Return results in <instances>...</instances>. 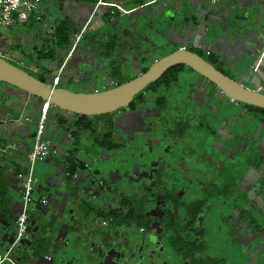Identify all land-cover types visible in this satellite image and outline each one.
I'll list each match as a JSON object with an SVG mask.
<instances>
[{
    "label": "flooded vegetation",
    "instance_id": "flooded-vegetation-1",
    "mask_svg": "<svg viewBox=\"0 0 264 264\" xmlns=\"http://www.w3.org/2000/svg\"><path fill=\"white\" fill-rule=\"evenodd\" d=\"M187 1L149 0L120 12L107 0H54L57 11L33 21L41 28L49 22V53L57 49L56 58L65 56L53 85L102 93L185 49L235 80L239 90L264 97V73L257 66L234 69L221 32L222 21L264 12V0L231 1L223 12L217 8L225 0H204L209 26L220 31L213 40L205 22L196 31L203 40L185 45L181 30L189 32L200 14ZM60 31L69 34L62 45ZM250 50L257 51V63L264 62V43ZM26 54L8 60L34 73L19 62ZM219 73L211 79L174 65L126 106L100 115L56 110L49 103V155L34 165L27 229L16 244L17 208L25 206L19 175L28 172L30 157L25 170L8 166L0 172V254L10 250L3 264H262L249 259L246 244L264 223V109L231 95L214 81H222ZM17 151L15 145L0 164ZM8 178L20 186L16 202L7 197Z\"/></svg>",
    "mask_w": 264,
    "mask_h": 264
},
{
    "label": "water",
    "instance_id": "water-1",
    "mask_svg": "<svg viewBox=\"0 0 264 264\" xmlns=\"http://www.w3.org/2000/svg\"><path fill=\"white\" fill-rule=\"evenodd\" d=\"M197 21L194 26H200L206 22V29L213 35L218 25H210V20L201 16H196ZM223 23V22H222ZM181 31L186 35V30ZM226 40L233 47L246 48L241 58L236 59L232 66L237 71H250L257 66V56L250 50V46H260L264 42V12H258L256 15L249 13L244 17L233 18L226 21L225 30ZM47 35V31L44 32ZM43 36V37H44ZM48 36V35H47ZM48 39V37H47ZM45 40V39H43ZM46 41V40H45ZM43 42V41H42ZM48 44L47 42L44 43ZM42 45V43H41ZM182 47L185 45H181ZM186 47V46H185ZM42 48V47H41ZM59 55V54H58ZM57 55V56H58ZM65 59L64 55L54 59L44 58L50 62L48 66H42L43 60H39L38 66L40 72L31 73L12 64L5 56L0 55V129L5 130L15 122V119L28 123V126L38 124L42 111L46 103L52 104L56 110H63L74 114L94 116L112 112L113 110L126 106L141 89L150 83L156 81L170 67L183 64L189 66L208 77L215 79L219 71L207 63L199 55L185 49L164 57L155 63L147 73L136 78L116 89L108 90L102 93H73L63 88H55L54 76L57 75L58 67L61 66ZM56 63L57 66H51ZM261 71V70H260ZM262 72V71H261ZM263 73V72H262ZM220 74V73H219ZM258 74V73H256ZM220 79L214 80L219 82L223 88H228L231 95H235L245 104L264 109V97L254 93L243 92L235 85L236 81L231 80L222 74ZM261 75V74H258ZM41 76L43 79L38 78ZM219 78V75H217ZM211 78V79H212ZM223 83V84H222ZM224 85V86H223ZM46 132L43 137L49 141V112L46 115ZM60 143V142H59ZM263 144V140L260 143ZM264 181V177H263ZM39 193L40 189L37 190ZM60 197V194L55 193ZM264 197V190H263ZM42 197L36 201L38 207ZM22 206V205H21ZM23 210L20 208L21 213ZM32 224L30 227H33ZM260 231L255 238L246 244L249 259L253 262L264 264V223L260 225ZM13 242L10 243L12 245Z\"/></svg>",
    "mask_w": 264,
    "mask_h": 264
},
{
    "label": "crops",
    "instance_id": "crops-1",
    "mask_svg": "<svg viewBox=\"0 0 264 264\" xmlns=\"http://www.w3.org/2000/svg\"><path fill=\"white\" fill-rule=\"evenodd\" d=\"M99 1L100 0H98L97 4L99 3ZM103 1L104 0H102V3H103ZM107 1H108L107 2L108 5H112V8L114 7L116 10H118V11L120 10V12L121 11L127 12V11L137 10L139 6L148 4L147 2L149 0H107ZM180 1H182V0H180ZM185 1L188 2L187 0H183V4ZM190 1H191L190 5H189L190 8H192V10L195 12L197 11V13L200 11V14H197V15L201 16V17L205 16V19L207 21L208 17L206 15L210 12V9L208 7H206V5H205L206 2L204 0H190ZM231 1L234 3L237 2V0H227V1L225 0V4L222 5L221 7L217 8V9H219L221 12L225 11L226 9L228 10V6L230 4L233 5V3ZM226 2H229V3H226ZM102 5H104V3ZM245 7H243V9H246ZM185 8H186V6H185ZM236 10H237V8H236ZM218 11H216V13H218ZM234 14H236V13L232 12L230 15H234ZM197 15L196 14L194 15L195 18H194V20H191L190 23H193V24L196 23V21H197L196 16ZM37 16H39V15H37ZM37 16L33 15L32 18L35 19ZM42 17L45 18L46 16L42 15ZM237 17H241V16H237ZM223 23H224V27H225L226 22H223ZM48 24H49V22L47 21L46 26L45 25L44 26L46 28H48V26H49ZM44 26H42V28L40 26L37 27V30L33 33V36L30 37V39L28 40L29 42L32 41L30 44H28L26 37L24 35H22L21 32L16 31V29L14 27L5 28L3 30L1 28L0 29V55L5 56L7 59L8 58L17 59V56L19 55L20 52L27 50L28 54L25 55V56H27L26 60H23V61L21 60L19 62H21V64H23L25 66L32 67L34 72H40L38 62L33 61L32 58H33V55L36 54V52L40 51L41 43H42V41H45L43 39L47 38V36H44V34H45L44 33L45 32ZM198 27L199 26L196 27V26L192 25V26L188 27L189 32H187V30H186V33H187L186 35H184L183 33L181 34V36H184L183 39H185V41H186L185 45H187V41L194 42L195 40H199V41L203 40L202 35L199 38L200 34L196 33V31L198 30L197 29ZM224 30L225 29H223V31H221L223 34H225ZM219 31H220V28L216 27L215 34L211 35L213 40H216V36L218 35ZM197 32L199 33V31H197ZM209 35L210 34H208V36ZM228 40L231 41L230 39H228ZM229 41H227V47L226 48L228 49V53L226 55L230 56L232 63H233L236 59L241 58L243 56L246 48L245 49L241 48V44L239 45V47H233L232 45H230ZM20 47H21V49H20ZM232 63H231V65H232ZM256 64H257V67H259V69L264 73V62L256 63ZM48 65H50V62L47 60H43L42 66L45 67ZM37 125L38 124H36L35 126H37ZM33 128L34 127L28 126V123H26L24 121H20L18 119H15V122L13 124H11L7 129H5V130L0 129V145L12 144L14 146L16 145L18 148V151L13 156H11L10 159L6 160L7 162H3L2 164H0V172H2L3 170H6V168L8 166H10L12 168L17 167L21 171L25 170L24 161L25 160L27 161V159L29 157L28 156L29 150H27L26 145L28 144V138L30 136L31 129L33 130ZM8 183H9L8 184L9 185V190H8L9 195L7 197H8V199L12 200L13 202H16L15 198L18 195V191L20 189V186L18 185L17 180H15L13 178H11V179L8 178ZM13 205L16 206L17 203H13ZM17 211L19 212L20 209L17 208Z\"/></svg>",
    "mask_w": 264,
    "mask_h": 264
},
{
    "label": "built area",
    "instance_id": "built-area-1",
    "mask_svg": "<svg viewBox=\"0 0 264 264\" xmlns=\"http://www.w3.org/2000/svg\"><path fill=\"white\" fill-rule=\"evenodd\" d=\"M211 1L215 2L216 0ZM41 3L42 0H0V29L23 25L26 22L30 21L33 15H35V11L39 9ZM99 4H103L102 0H100L97 5ZM36 19H39V17L37 16ZM86 27L87 25L83 26L80 35L86 29ZM57 82L58 75L54 80V84H57ZM48 105L49 103H46L37 125L36 138L29 154L31 163L28 172L24 175H19L24 181L23 192L25 206L18 217V233L15 244L18 243L21 238L25 236L27 229L26 222L29 206L28 200L31 193V189L33 188V185L36 181L34 174V165L37 162L44 161L49 155V141L43 137L42 133L43 125L47 115ZM13 149H15V146L12 144L0 145V160L4 159L6 155ZM9 252L10 250L7 251L5 254H0V264H3Z\"/></svg>",
    "mask_w": 264,
    "mask_h": 264
},
{
    "label": "rangeland",
    "instance_id": "rangeland-1",
    "mask_svg": "<svg viewBox=\"0 0 264 264\" xmlns=\"http://www.w3.org/2000/svg\"><path fill=\"white\" fill-rule=\"evenodd\" d=\"M71 9V8H70ZM57 11V9L54 6V0H43L42 5L40 6V8L38 10L35 11V16L37 15H45V16H51V14H54ZM67 11L70 12L69 9H67ZM35 21L34 18L28 22H26L23 25H17V26H13L16 31H19L22 33V35H24L27 39L28 44H30L32 41H28L30 39V37L33 36V33L37 30V27L35 23L33 22ZM40 25V24H38ZM95 25V23L93 24V26ZM5 28H2V30ZM41 41V40H40Z\"/></svg>",
    "mask_w": 264,
    "mask_h": 264
},
{
    "label": "trees",
    "instance_id": "trees-1",
    "mask_svg": "<svg viewBox=\"0 0 264 264\" xmlns=\"http://www.w3.org/2000/svg\"><path fill=\"white\" fill-rule=\"evenodd\" d=\"M61 1H70V0H61ZM71 1H76V2H81V3H91V4H96L98 2V0H71ZM47 33H49L47 31ZM69 34L65 31H60L59 33L56 34V36L58 37L57 39V43H59L58 45H62L64 41H67L66 38ZM46 42H48V39H46ZM60 47V46H59ZM57 49H54L52 52L49 53V43L46 44L45 46L43 45L42 48H40V51L36 52V54L33 55L32 60L33 61H41L44 58H49V59H54L55 56H57ZM40 79H43L42 77ZM1 203V200H0Z\"/></svg>",
    "mask_w": 264,
    "mask_h": 264
}]
</instances>
